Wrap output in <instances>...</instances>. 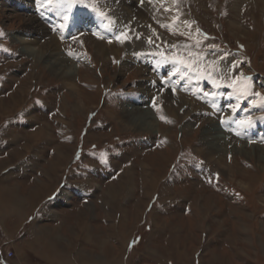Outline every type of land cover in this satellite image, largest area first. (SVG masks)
<instances>
[{
	"label": "rangeland",
	"instance_id": "1",
	"mask_svg": "<svg viewBox=\"0 0 264 264\" xmlns=\"http://www.w3.org/2000/svg\"><path fill=\"white\" fill-rule=\"evenodd\" d=\"M261 96L264 0H0V179L62 153L63 264H264Z\"/></svg>",
	"mask_w": 264,
	"mask_h": 264
},
{
	"label": "crops",
	"instance_id": "2",
	"mask_svg": "<svg viewBox=\"0 0 264 264\" xmlns=\"http://www.w3.org/2000/svg\"><path fill=\"white\" fill-rule=\"evenodd\" d=\"M12 143L13 142H1L0 145L3 146L2 149L6 150L7 153L9 150L14 149V147H12L14 145H11ZM6 153L0 152V167L5 166L7 171H9L12 163L8 157H4ZM6 155L8 156L10 154L7 153ZM16 156L17 155L14 154V157ZM27 167L28 165L25 167L22 166L19 170L26 171ZM17 171L18 169L15 173L12 171V174H7L5 177L7 178L6 180L0 179V264H63L64 259H66L65 262L68 263V257L65 256L67 254L65 253L64 257H61L60 254L62 249L64 251L68 248L66 246L67 242L66 244L61 242V235L59 234L61 228H53L57 230L56 239L58 241L55 243L56 247H53L52 240L54 231H50L52 229L49 230L48 227L43 226V223L46 222L45 217L51 216L52 218V216H55L57 213H43L37 220H34V222L32 221L31 226H26L25 224L28 222L27 212L36 208L37 202L40 203L39 199L41 194L48 192L51 186L50 184L54 179H50L48 174L46 175L47 180L49 178L50 181H46L44 185H41L37 184L39 179L38 182H36V177L26 175L25 173L21 175L17 173ZM27 176H29V178H25ZM22 182L25 183V186L27 185L26 187H28V189L20 190V187L23 185ZM46 196L49 197V194ZM68 221L69 220H67L66 223ZM56 225L61 224L57 223ZM72 240L68 243L74 245L75 243ZM9 252H13L16 260L7 258V253Z\"/></svg>",
	"mask_w": 264,
	"mask_h": 264
},
{
	"label": "bare ground",
	"instance_id": "3",
	"mask_svg": "<svg viewBox=\"0 0 264 264\" xmlns=\"http://www.w3.org/2000/svg\"><path fill=\"white\" fill-rule=\"evenodd\" d=\"M29 2L30 1H27V5H29ZM169 2H170V0H169ZM43 4H47V2H43ZM55 5H58V2H56V3H54ZM173 4V3H172ZM171 4H169V6H170ZM24 6V5H23ZM166 6V5H165ZM173 7V6H172ZM172 7L170 6V9H172ZM25 8V7H24ZM166 9V8H165ZM174 9V8H173ZM126 11V10H125ZM164 16V15H163ZM170 17V16H169ZM173 19V18H172ZM34 25V24H33ZM39 25L38 24H36V25H34V27H31L32 29H33V31H39L40 30V28L41 27H39ZM42 30V29H41ZM26 33V32H25ZM40 33H42V32H39V34L38 35H40ZM37 35V34H36ZM13 38H14V42L15 43H18L19 44V50H20V52L21 53H23V54H26V55H29V56H33V51H35V47H34V45L33 44H31V39L27 36V34H24V33H19V34H16L15 36H13ZM48 40H49V43H50V45L51 46H55V45H59L60 46V44H61V41H60V38H55V37H53V36H49L48 37ZM33 41V40H32ZM35 57V56H34ZM70 71H71V69H65V74L66 75H69L70 74ZM217 134H214V135H212L213 137H219L218 136V132H216ZM208 134V133H207ZM220 134V133H219ZM209 135H210V133H209ZM208 135V136H209ZM211 136V137H212ZM210 137V136H209ZM208 138V137H207ZM222 139V138H221ZM218 140V139H217ZM219 141H220V139H219ZM211 142V141H210ZM213 144V143H212ZM56 155H57V162L56 163H52V165H50V168H49V171H48V173L47 174H49V178L51 179V177L54 175V174H56V172H57V166L58 165H60L61 163V159H62V157H63V155H62V153H60V152H57L56 153ZM56 165V166H55ZM48 178V179H49ZM39 188V187H38ZM114 190V189H113ZM112 191V190H111ZM114 192L112 191V192H110V194L113 196L114 194H113ZM116 197V196H115ZM54 234V233H53Z\"/></svg>",
	"mask_w": 264,
	"mask_h": 264
},
{
	"label": "snow or ice",
	"instance_id": "4",
	"mask_svg": "<svg viewBox=\"0 0 264 264\" xmlns=\"http://www.w3.org/2000/svg\"><path fill=\"white\" fill-rule=\"evenodd\" d=\"M121 36L126 39V36L124 34H121ZM124 39H121L120 42L123 43L124 42ZM257 96H260L261 94L260 93H256ZM261 99H264V96H261ZM240 123H244L243 121H241Z\"/></svg>",
	"mask_w": 264,
	"mask_h": 264
},
{
	"label": "built area",
	"instance_id": "5",
	"mask_svg": "<svg viewBox=\"0 0 264 264\" xmlns=\"http://www.w3.org/2000/svg\"><path fill=\"white\" fill-rule=\"evenodd\" d=\"M13 255H14L13 253H9V254L7 255V258H8V259H11V258L13 257Z\"/></svg>",
	"mask_w": 264,
	"mask_h": 264
}]
</instances>
